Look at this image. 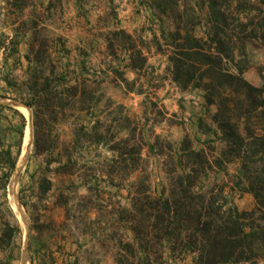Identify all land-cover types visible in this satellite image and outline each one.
<instances>
[{
	"label": "rangeland",
	"instance_id": "1",
	"mask_svg": "<svg viewBox=\"0 0 264 264\" xmlns=\"http://www.w3.org/2000/svg\"><path fill=\"white\" fill-rule=\"evenodd\" d=\"M183 1L198 8V0ZM152 5L151 0H0V264H193L189 254L173 255L165 240L152 242L145 254L129 230L137 215L134 193L167 191L168 175L186 148L201 152L212 168L206 174L199 170L196 192L210 193L215 206L255 210L239 162L221 155L224 144L212 120L216 107L207 106L200 91L172 82L161 32L173 26L166 19L161 24ZM34 40L48 42L42 69L54 66L58 84L83 86L85 108L100 99L95 110L65 108L50 125L52 145L41 144L39 153L23 86L25 56L31 58L32 44L40 47ZM238 62L246 67L245 81L264 88V48L249 43ZM11 103L26 107L28 117ZM96 119L110 141L127 143L133 160L128 167L87 140ZM26 126L30 142L23 148ZM253 220L264 227L258 213ZM253 252L244 264H264V244L255 243Z\"/></svg>",
	"mask_w": 264,
	"mask_h": 264
},
{
	"label": "trees",
	"instance_id": "2",
	"mask_svg": "<svg viewBox=\"0 0 264 264\" xmlns=\"http://www.w3.org/2000/svg\"><path fill=\"white\" fill-rule=\"evenodd\" d=\"M151 1L160 23L166 19L173 26L166 34L163 28L161 32L166 39L172 82L182 90L200 91L206 105L216 107L212 120L224 144L221 155L227 162H239L244 189L256 207L252 212H239L215 206L208 192H196L199 170L206 174L212 168L201 152L186 148L168 175L167 191L134 193L131 205L137 215L129 230L145 254L152 242L165 240L173 255L189 254L193 264L249 263L255 243L264 244V227L253 224L256 213L264 223V88L245 81L246 67L238 60L244 59L249 43L264 48V0H198V8L183 0ZM33 43L40 47L34 50L32 44L31 58L25 56L28 68L23 86L29 100L24 105L31 110L33 147L39 153L41 144L52 145L50 125L65 108L82 105L78 112L95 110L100 99L85 108L83 86H62L53 79L54 66L48 71L42 69L48 42ZM12 46L10 43L13 52ZM88 133L87 140L105 146L116 162L128 167L133 161L124 140L114 138L115 146H109L108 131L99 119L93 120ZM13 167L11 163L10 170ZM8 177L6 174L5 180Z\"/></svg>",
	"mask_w": 264,
	"mask_h": 264
},
{
	"label": "bare ground",
	"instance_id": "3",
	"mask_svg": "<svg viewBox=\"0 0 264 264\" xmlns=\"http://www.w3.org/2000/svg\"><path fill=\"white\" fill-rule=\"evenodd\" d=\"M11 104H13L14 107H16L17 110H19L21 114H23L25 117H28V112H27L26 108H24L23 106L16 104V103H11ZM29 139H30V128L28 126H26L25 131H24L23 143H22L23 148H26V146L30 142ZM22 155H24V151H23Z\"/></svg>",
	"mask_w": 264,
	"mask_h": 264
},
{
	"label": "crops",
	"instance_id": "4",
	"mask_svg": "<svg viewBox=\"0 0 264 264\" xmlns=\"http://www.w3.org/2000/svg\"><path fill=\"white\" fill-rule=\"evenodd\" d=\"M7 43H13L12 37L10 36V38L7 39Z\"/></svg>",
	"mask_w": 264,
	"mask_h": 264
},
{
	"label": "water",
	"instance_id": "5",
	"mask_svg": "<svg viewBox=\"0 0 264 264\" xmlns=\"http://www.w3.org/2000/svg\"><path fill=\"white\" fill-rule=\"evenodd\" d=\"M24 108H26V107H24Z\"/></svg>",
	"mask_w": 264,
	"mask_h": 264
}]
</instances>
